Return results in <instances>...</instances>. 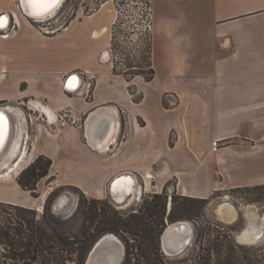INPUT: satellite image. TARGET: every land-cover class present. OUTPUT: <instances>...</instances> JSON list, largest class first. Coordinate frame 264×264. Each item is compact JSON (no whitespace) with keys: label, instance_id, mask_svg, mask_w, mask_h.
<instances>
[{"label":"crops","instance_id":"1","mask_svg":"<svg viewBox=\"0 0 264 264\" xmlns=\"http://www.w3.org/2000/svg\"><path fill=\"white\" fill-rule=\"evenodd\" d=\"M146 1L152 14L151 62L155 73L149 82H146L142 77H137L132 85L123 75L114 74L108 67L95 64L90 65L86 70L94 76L93 90L89 99L77 96L64 87L69 76H64L67 70L65 67L55 68L52 71L39 68L43 57H39V60H31L30 55L28 56L29 49L25 51L23 48L25 46L23 41L19 39L15 41L13 45L17 46V52L12 55L10 68L6 66L5 74L0 73V89L9 74L12 79H20L24 72L29 75L49 74L50 87L43 92V98H34L42 106L41 111L34 109L35 106L31 107L33 110L30 113L33 112L38 118L32 130H29L30 122L28 119H23L21 111L25 101L18 102L17 106L0 107L3 112L10 111L13 117L12 131L14 133L10 144L8 142L0 155V171L5 170L1 168L9 165L14 156L19 153L18 146H21L22 154L26 152L23 160L25 165L29 159L44 156L51 160V166L56 165L57 151H64V157L74 146L81 151L82 158L91 156L100 159L98 164L90 166L83 164L82 161L73 164V169L86 174L90 180L88 185L76 183L80 186L79 188L92 197L111 195L108 186L107 189L105 186L113 177L116 176L115 180L121 175H128L134 179L136 174L143 176L151 174L154 165L160 163L162 159L164 146L169 151H173L176 147V145L171 148L167 147L170 134L171 138L174 136L178 141L177 134H173L174 130L167 129V134L162 137L158 133L161 132L160 127L164 124L163 119L158 117L160 114L172 113L181 109V119L185 123L191 124L203 117L202 114H198L199 110L212 107L211 103L197 98L194 94L188 96L183 91L180 92V78L189 76L192 72H201L206 68H212L208 71H211L210 76L216 75V78L223 73L227 76L230 72H234L235 75L247 73L250 75L248 77L256 79L264 78V0ZM92 34L95 37L100 36V32L95 29ZM108 43L109 41H105L98 45V49L104 50ZM250 63L257 64H252L255 67L253 68ZM19 82L12 80L11 86L1 90L0 104H8L16 98L33 97L21 94L19 91L21 83ZM111 83L115 84V90L107 85ZM102 86H106L103 92L100 90ZM150 86H153L157 93L155 103L148 102L146 90ZM131 87H134L136 95H141L139 102H137V96L136 99L131 97ZM256 87L260 90L264 89V85L258 81ZM182 89H184L183 86ZM47 97L51 98L50 101H47ZM236 97L238 98L237 94ZM164 98H168V107L163 104ZM64 108L72 109L77 117H85V119L90 117L85 121V126L82 125V128H69V125H65L54 133L49 132L47 125L54 127L57 123L53 124L52 122L55 121L56 112ZM236 108L234 107V109ZM263 109L264 107L257 108V110ZM47 114L51 119L48 123ZM240 120L242 123H239L243 124V117ZM237 121L238 119L235 122ZM245 123L247 122L245 121ZM111 126L113 131L106 144L98 148V144L105 140ZM257 127L258 125L254 121L249 130L245 129L241 133H229L211 140V143L216 139H220L221 142H234L233 145L216 149L215 164L221 168H231L232 165H235L237 172L252 174L246 176L247 178L236 180L232 185L234 187L264 184V150L260 149L261 146L264 148V141L252 146L251 148L254 150H239V144H237L243 143L242 139L248 142L255 141L254 138L257 135L255 132L259 131ZM27 129L29 131L27 141L30 134L33 139L27 142L25 148L24 140ZM132 134L138 136L137 139L132 137ZM85 140L87 141L85 142ZM211 148L210 144L207 150L210 152L209 154H211ZM240 159L241 161H239ZM20 170L13 173L6 172L7 175L3 178L0 177V189L6 184L10 187L12 195L10 199L4 198L0 193V200L34 207L28 200L27 191L22 190L14 179ZM210 172L213 181L210 183L209 191L212 193L224 186H218L221 182L214 178L213 172L216 173V168L213 169L212 165ZM151 177L147 176V178ZM225 179L227 181V178ZM114 180L111 181V184ZM134 182L135 189L141 190L135 179ZM68 183L71 182L66 181V186L78 187ZM112 192L113 199L117 200L122 196L124 198L130 196V194L122 195L114 190ZM114 193L119 195L116 197ZM19 194L24 197L22 201L15 198ZM132 194L130 200L137 197V190H134Z\"/></svg>","mask_w":264,"mask_h":264},{"label":"rangeland","instance_id":"2","mask_svg":"<svg viewBox=\"0 0 264 264\" xmlns=\"http://www.w3.org/2000/svg\"><path fill=\"white\" fill-rule=\"evenodd\" d=\"M136 1L139 0H64L61 6L46 19L31 20L21 12L18 0H0V16L4 14L9 16L8 24L0 27L2 28L0 29V73L3 72L2 74H5L6 66L10 68L12 64V55L17 52V46L13 44L19 39L23 41L25 45L23 48L25 51L29 49L28 56L30 55L31 60H39V57H43L41 58L42 62H40L38 66L39 68L52 71L55 68L65 67L67 70L64 76L78 73V76L82 77H80L82 85L78 91L74 92V95L77 94V96L89 99V94H86L84 89L89 82L91 95L93 90V78L85 74V72H87L86 70L89 69L90 65L95 64L101 67L104 65L111 71L115 69L117 73H121L120 75L125 76L133 85L135 79L141 76L132 78L129 73L134 72L136 69L135 67L145 65V56L148 50L149 38L151 37V23L149 21L145 23V17H142V9H139V6H135ZM143 1L147 3L149 8L148 2L146 0ZM35 21H45L47 23V28H41L42 26L40 23ZM93 28L100 32V36L95 37L94 34H92L94 32ZM4 36H7V38H4ZM105 41H109L108 46H106L104 50L98 49V45ZM105 50H110V56L107 54L105 55L107 56L105 57L106 63L100 61L101 55ZM250 64L253 66L252 64L255 65L257 63ZM258 66H256V68H258ZM253 68L255 67L253 66ZM208 69L210 70L212 68H206L201 72H192L189 76L180 78L179 85L181 87L178 85L180 87V92L183 91L185 95L189 96L194 94L197 98L204 99L211 103V108L199 110L198 114L203 115L201 119L191 124L185 123L180 116L182 114L181 109H177L172 113H163L158 116L162 118L164 122L163 126L160 127L161 132H158L159 135L161 137L165 136L167 134V129L174 130L173 134H177L178 141L175 140L174 136L171 138V134L169 135L167 147L171 148L175 145L176 147L173 151H169L164 146V153L160 163L154 165L155 172L151 174L153 178L145 179L143 175H134L141 186L144 185L142 179H145L148 191L147 194L143 190L141 192L139 188L134 189L138 192L137 199L132 202L130 200L129 203L131 202V204L128 206L116 204L112 197L106 196L118 211L124 213L135 209L137 205L140 204L142 197H145V195H148V193L152 191H161L163 186L169 195L176 192L179 194H194L204 197L209 194V186L211 181H213L210 172V166L212 165L213 169L216 168V173L213 172L214 178L218 182H221L218 186L224 187L211 193L210 198L212 201L205 209L204 219L207 223L204 225L206 229L210 227L211 230L210 237L207 236V239L213 238L218 235V233L229 229L239 231L244 226L245 220L242 213H239L234 223L228 224L220 221L215 216L214 209L225 196H229L235 204L238 202L246 205L242 200H236L245 195L239 194V192L236 191L238 187L232 185H234L233 183H235L236 180L247 178L252 175H247L241 171L237 172V166L235 165H232L231 168H221L219 165L215 164L214 153L217 152L216 149L233 145L234 142H221L220 139H216L215 142L211 143V140L229 133H241L245 129L249 130L251 124L255 121L259 130L255 132L257 134H255V141L248 142L242 139L243 143H237L239 144L238 149L254 150V148H251L252 146H255V144L260 141V143L264 141V109L257 110V108L264 107V89L260 90L256 87L257 81L264 85V78L256 79L255 77H248L250 75H247V73L235 75L234 72L228 73L227 76L223 73L216 78V75L210 76L211 71H208ZM9 76H11V74L7 76L6 81L2 84L0 92L3 88L11 86L12 80L17 82L20 80L19 83L21 84L19 87L21 90L19 89V91L21 94L24 96L27 94L33 97L16 98L8 104L1 103L0 107H7L8 105L17 106L18 102L25 101V104L30 102L32 108L35 106L34 109L40 110L42 105L35 101L34 98H43V92L50 87L48 83L50 75H29L24 72L20 79H12V77ZM107 85L113 90L116 88L114 83ZM182 86L184 89H182ZM105 89L106 86L100 88L102 92L105 91ZM146 92L149 98L148 102L155 103L157 101V93L156 90L153 89V86H150ZM236 94L238 98H235ZM47 95L49 96L50 94ZM136 96L139 97L140 94ZM181 96L184 97L183 95ZM50 99L47 97V101H50ZM167 99L168 98L163 99L165 107H168L169 102ZM234 107L237 108L234 109ZM22 110H25L24 106ZM31 116L33 120L29 130H32L38 119L33 112ZM242 117L244 122L240 124L242 123L240 122ZM236 119H238L237 122H235ZM54 120L55 121L52 123H57L54 127L47 125L48 131L52 133L58 131L60 127L65 125H69V128H82V125L85 126L84 123L87 118L77 117L72 109L64 108L56 112ZM48 121H51V119L47 114V123ZM245 121L247 123H245ZM13 136L14 133L11 131L9 140L12 139ZM132 137L137 139L138 136L132 134ZM31 139H33V136L30 134V140ZM86 141L87 140H85V142ZM210 144L212 145L211 154L207 152ZM260 149L262 151L264 150L262 146ZM63 150L64 148L62 151ZM80 152L78 147L74 146L73 149H69L68 154L64 157V151H57L58 156L55 158L56 165L51 166L46 176L36 181L33 194L27 192L28 200L31 202V205L37 209L41 208L45 198L48 197L53 189L57 188L54 190V198L60 195H62L61 197H63V195H65L64 197H69V201H66L67 203L65 202L66 205L62 214H67L72 211L78 203V196L74 190L68 188V185L66 186V181L71 182L68 184L76 186H78L76 183L81 185L90 184L87 175L73 169V164L82 161L83 164L90 166L91 164H98L100 161V159L91 156L82 158ZM37 157L29 159V162H27L25 166L27 167L30 165ZM239 161H241V159ZM225 178H227V181ZM108 183L105 186L106 189ZM112 184H110V188ZM0 193L3 194L4 198L11 199V189L8 185L5 184L4 187L0 189ZM121 194L123 195L122 192ZM118 195L119 194H116V197ZM262 195L263 196L260 195V204H249L256 207L257 213L260 215H264V189H262ZM15 198L22 201L24 197L22 194H19L15 196ZM54 198L53 200H55ZM123 199L124 196L119 197L117 201H122ZM40 210L41 211L37 210L38 215L42 212V209ZM1 212L5 215L15 213V211L7 205L1 206L0 204V214H2ZM204 234L206 236V233ZM201 241H203V239ZM193 247H190V251L188 252L189 255H195L197 253L198 248H195V246ZM114 249V243L103 245L97 250V254L103 257V254L113 252ZM193 249L194 252H192ZM1 254L2 251L0 250V256ZM261 254L264 255L263 252ZM261 254H259L258 260L259 263L264 264V260L260 257ZM170 261L173 264L181 262L178 260L175 261L174 258Z\"/></svg>","mask_w":264,"mask_h":264},{"label":"flooded vegetation","instance_id":"3","mask_svg":"<svg viewBox=\"0 0 264 264\" xmlns=\"http://www.w3.org/2000/svg\"><path fill=\"white\" fill-rule=\"evenodd\" d=\"M35 22L40 23V25L42 26L41 28H47V23L45 21H41V22L35 21ZM139 97H141V95ZM23 106L25 109V110H22L23 108L21 109L22 114H23V119L24 120L28 119L30 124H32L31 122L33 119H32L30 111L33 109H31L30 102H28L27 104L23 103ZM2 108H7V107H2ZM24 111H28V112H24ZM5 113L9 117L10 124H11V131H12L13 117L9 110L6 111ZM28 134H29V131L27 129V132L25 135L26 139L24 140L25 148H26L27 142L30 141V138L27 141ZM10 137H11V132H10ZM11 140L12 139L9 140V144ZM36 159L32 163H30V165H28L27 167L23 163L21 170L15 176L14 179L16 180L20 188L21 186L18 183L19 178L24 175V172L31 166V164H33L36 161ZM152 172H155L154 167L152 168ZM122 174H127V173H122ZM151 174H148V175H151ZM148 175H145V179H147ZM115 177H113L109 181V185H108L109 193H112V194L113 192L110 188V184H111V181L114 180ZM151 178H153V176ZM134 179L136 180V182H138L135 177ZM145 179H142V183L144 185L141 186L139 182L138 184L141 187V192L143 190L147 194L148 191L146 188ZM77 188L80 189V191H82L88 199L91 198L95 200H104L110 208L118 211L116 207L110 203L108 197H106V196L112 197V194L106 195L104 197H92V196H88L81 188L79 187ZM56 189H53L49 193L48 197L52 193H54L55 192L54 190ZM25 191L30 192L28 190H25ZM128 194H130V196L128 198H124L122 201H117V199H113V197L112 199L116 204H123L124 206H128L131 204L132 201L137 199V198L132 199L131 202L128 204V202L130 201V198L133 196V194L131 193H128ZM154 196H161V202L165 203V208L161 213L157 212L158 210L157 208L154 214H152L151 216H148L147 212L150 210V209L148 210V208H151L153 206ZM210 196H211L210 191H209V194L204 197L196 196L194 194H184V193L179 194L176 192L169 195L164 186L162 187L161 191H152L151 193H148V195H145V197H142L140 204L137 205L135 209L127 213L118 211L122 217H130L132 215L140 216L142 218V227L145 228L144 230H141L142 231L141 235H144V236L143 237L135 236L136 232H134V229H130L126 231L109 230V231L103 232L94 241L92 247L90 248V250L88 251L85 257L83 264H105L104 262H99V260L100 259L105 260L106 254L108 253H105L103 254V257H100L97 254V250L101 246L108 245L110 243H114L115 248H116L114 249L113 252H110V253L118 254V246L122 250V257L118 264H125L127 259H131L129 262L130 264H139L138 262H140V264H154L151 261H147L146 257L140 256V259H138L139 257L137 255L138 252H140L139 244L141 245L142 243L144 245L143 247L145 246L147 247L149 240H147L146 236L148 237L149 235L153 236V239L157 243L156 251L158 253V258L155 261L157 262V264H173L170 261L172 258H174L175 261L177 260L181 261V262H176L174 264H226V252L228 250L229 241L232 242V245L239 247V249H237L239 255L243 254L242 252L244 250L247 253L248 259L245 260L244 257L242 256L238 264H261L259 263L258 258H259V254H261L262 252L264 253V235H262V237L257 242L254 243L252 241L254 240L255 236L258 235V229L264 224V215L258 214L256 207L249 205V204H260L261 201H247L243 197H240L238 199L236 198L235 199L242 200L243 202L246 203V205L242 203H238V202L237 204H235V202L232 201L229 196H225L222 199V201L216 205L214 209L215 216L217 217L216 210L218 207L223 206L224 204H229L230 206H232L233 209L237 211V216L236 218L233 219V221H231L228 224L234 223L237 220L239 213H242V216L245 220L244 226L239 231L229 229L227 231L218 233V235L214 236L213 238L207 239L206 237L210 235L211 230H210V227L206 229V226L204 225L207 223V221H205L204 219V214H205L206 207L212 201ZM48 197L45 198L44 204L41 207L42 209L41 214L46 211ZM194 200H199L200 203L196 204L193 202ZM0 204L1 206L7 205L8 207H10L11 209L15 211V213L10 214V215H5L1 212L2 214H0V225L2 227L6 225L8 222H11L12 226L14 225L19 226L20 223H23V219L20 218V216L24 214H21L19 209L36 212V215L33 214V217L36 219H39V217L41 216V214L40 215L37 214L38 209L35 207H27L24 205H20L16 202L1 201V200H0ZM78 206H79V197H78V203L76 204L75 210L78 208ZM38 211H41V210H38ZM73 212L66 216L67 217L71 216ZM248 212L252 214L251 219L249 217ZM204 233H206V236ZM243 234L244 235L247 234L248 240L245 243H240L238 241V237L242 236ZM107 235H111L113 238H116L115 241L114 239L105 240L106 237L104 236H107ZM202 239L203 241H201ZM217 242L222 244V253L220 254V256H217V252H216ZM193 246H195V248H198V251L195 255H189L188 252L190 251V247H193ZM0 250L3 252V248L1 245H0ZM192 252H194V249L192 250ZM260 257L261 259L264 260V255L261 254ZM69 264H73V263H69Z\"/></svg>","mask_w":264,"mask_h":264},{"label":"trees","instance_id":"4","mask_svg":"<svg viewBox=\"0 0 264 264\" xmlns=\"http://www.w3.org/2000/svg\"><path fill=\"white\" fill-rule=\"evenodd\" d=\"M144 64V66L135 67V71L129 75L132 78L141 76L146 82H149L155 75L151 62V37L149 38ZM112 72L121 74L117 73L115 69ZM50 167L51 160L39 156L24 172V175L19 178L18 183L21 188L34 193L36 181L46 176ZM67 187L74 190L79 197V206L71 216L56 215L51 211L54 192L47 198L46 211L41 214L39 219L33 217L36 212L19 209L20 213L25 215V217L24 215L20 216L23 223H20L19 226H12L11 222H6L7 224L3 227L0 225V245L3 248L0 264H83L94 241L103 232L134 229L135 236H144L141 235V230L145 228L142 227L140 216L122 217L118 211L110 208L104 200L88 199L77 187ZM262 189H264V184L241 187L237 188L236 191L239 194H244L243 198L247 201H261ZM193 202L200 203L199 200ZM164 208L165 203L161 202V196H154L153 206L148 208L150 210L147 215L151 216L156 210L161 213ZM146 238L149 240L147 247H143L142 243V246L139 244L138 259L140 256L146 257L147 261L157 264L155 262L158 258L157 243L151 235L146 236ZM216 244L217 256H220L222 244L219 242ZM237 249H239L238 246L232 245L231 241L228 242L226 264H238L242 256L245 260L248 259L245 250L242 252L243 254L239 255ZM130 260L127 259L125 264H130ZM138 263L140 264V262Z\"/></svg>","mask_w":264,"mask_h":264},{"label":"bare ground","instance_id":"5","mask_svg":"<svg viewBox=\"0 0 264 264\" xmlns=\"http://www.w3.org/2000/svg\"><path fill=\"white\" fill-rule=\"evenodd\" d=\"M63 1L64 0H61V4H62ZM37 2H40V0H37ZM43 2L46 3L45 0H43ZM53 13H51V14H53ZM51 14L44 15L43 17H34V18L36 20H43V19H46L47 17H49ZM31 18H33V17H31ZM31 18L29 17V19H31ZM8 22H9V18L8 17H4V19H2L0 21V27L5 25V24L7 25ZM6 37L7 36H4V38H6ZM105 52L108 55V51L105 50ZM106 62L107 61H104V63H106ZM75 80H76L75 83H72V81H70V83H69L70 87H68L69 89H67L68 91L75 92V91H77L79 89V87L81 85L80 76L77 75ZM1 111H0V155L3 152V150L6 148L8 142H9V137H10V132H11V124H10L9 117H8V115L6 113L3 112V110H1ZM112 131H113V127L111 126L109 131H108V134H107V136L105 138V141H102L101 143H99L98 144V148H100L101 145H105L106 144V141L110 137ZM18 149H20L18 155L14 156V159L11 161V163L9 165H7L6 167H3V169H5V170L0 171V177L3 178V176L7 175L8 173H6V172L13 173V172H17L18 170H20L21 165L23 163V160L25 158L26 152H24L22 154L21 146H18ZM111 188H112V191L114 190V191H118L120 193L122 192L123 195H126L128 193H132L133 190L136 188V186H135L134 179H132L128 175H121V176H119L118 178H116L113 181V184L111 185ZM66 201H67L66 197L63 196V197H61L58 200V204L62 205ZM40 209L41 208H39L38 210H40ZM216 215H217L218 219H220V220H222L223 222H226V223H230L235 218V212H234L232 206H230L229 204H224L223 206L218 207L217 210H216ZM249 217L251 219L252 218V214L249 213ZM104 237H106L105 240L106 239H114V241H115V239H116V238H113L111 235H107V236H104ZM247 240H248L247 234L246 235L243 234L242 236L238 237V241L240 243H245ZM121 257H122V250L118 246V254L108 253L106 255V257H105V260H101L100 259L99 262H105L107 264H118V262L120 261Z\"/></svg>","mask_w":264,"mask_h":264},{"label":"water","instance_id":"6","mask_svg":"<svg viewBox=\"0 0 264 264\" xmlns=\"http://www.w3.org/2000/svg\"><path fill=\"white\" fill-rule=\"evenodd\" d=\"M46 1V3L49 5L47 8H34L33 6H32V2H31V0H18V5H19V8H20V10H21V12L26 16V17H33V18H31V19H35L34 17H43L44 15H48V14H51V13H53L54 11H56L61 5V0H59V2L58 3H53L52 2V0H45ZM4 17H8L9 18V16L7 15V14H4V15H2V16H0V21L2 20V19H4ZM7 27V26H6ZM5 27V28H6ZM5 28H3V29H5ZM0 29H2V28H0ZM106 55V52H103L102 53V55H101V59H100V61H105L106 60V58L105 57H107V56H105ZM77 75H78V73H73V74H70L69 76H68V78H67V80H66V82H65V84H64V87H65V89L67 90V89H69L68 87H70L69 85V83H70V81H72V83H75V79H76V77H77ZM73 78H75V79H73ZM130 92H131V97L132 98H134V99H136V94H135V89H134V87H131L130 88ZM1 111V110H0ZM2 112V111H1ZM5 113V112H4ZM91 116H93V115H91ZM89 117L90 116H88L87 117V120L89 119ZM92 118V117H91ZM86 120V121H87ZM7 124V123H6ZM7 126V125H6ZM7 128V127H6ZM104 134V133H103ZM62 195H60V196H58V197H56V198H54L55 200H53L52 201V203H51V211L54 213V214H56V215H59V214H62V211H63V209H64V207H65V205H66V203L69 201V197L68 196H66L67 197V202L66 203H63L62 205H60V204H58V200H59V198L61 197ZM63 196H65V195H63ZM75 208H76V206L72 209V211H70V212H68L67 214H64V215H69V214H71L74 210H75ZM234 210V212H235V218H236V216H237V211L235 210V209H233ZM233 221V220H232ZM262 235H264V224L258 229V235H256L255 236V238H254V240L252 241V242H257L261 237H262Z\"/></svg>","mask_w":264,"mask_h":264},{"label":"built area","instance_id":"7","mask_svg":"<svg viewBox=\"0 0 264 264\" xmlns=\"http://www.w3.org/2000/svg\"><path fill=\"white\" fill-rule=\"evenodd\" d=\"M135 4H136L135 6H139L138 7L139 9H142L141 10L142 17H145V23H148V21L151 23L152 14H151L150 7L148 8V6H147V3H145L143 0H139V1H136ZM107 51H108V56H110V50H107ZM85 74H88V75L91 76V78H94V76L88 71L85 72ZM89 89H90V83L88 82L86 88L84 89V92L86 94H89V97H90V90Z\"/></svg>","mask_w":264,"mask_h":264},{"label":"snow or ice","instance_id":"8","mask_svg":"<svg viewBox=\"0 0 264 264\" xmlns=\"http://www.w3.org/2000/svg\"><path fill=\"white\" fill-rule=\"evenodd\" d=\"M32 2V6L34 8H47L49 5L45 2H43V0H40V2H37V0H31ZM53 3H58L59 0H52ZM75 79V78H73Z\"/></svg>","mask_w":264,"mask_h":264}]
</instances>
